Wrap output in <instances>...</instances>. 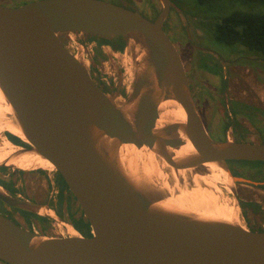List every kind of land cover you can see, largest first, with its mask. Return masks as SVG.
<instances>
[{"label": "water", "instance_id": "obj_1", "mask_svg": "<svg viewBox=\"0 0 264 264\" xmlns=\"http://www.w3.org/2000/svg\"><path fill=\"white\" fill-rule=\"evenodd\" d=\"M0 0V90L29 147L48 160L73 196L89 233L46 235L0 213V261L6 264H264V231L240 224L198 220L154 207L165 200L138 188L123 172L124 143L154 149L172 170L207 174L227 161L264 162V142L213 139L200 115L189 77L163 23L176 5L149 19L108 0ZM124 37L136 69L122 99L103 92L80 56L75 36ZM73 36V37H72ZM75 41L72 50L69 39ZM138 56L135 57V55ZM122 104H117L114 99ZM172 99L185 121L155 128L158 106ZM195 153L176 161L170 148L185 143ZM9 158L0 166H14ZM142 165H138L141 168ZM16 167V166H14ZM43 169V168H42ZM35 170V169H34ZM0 200L47 215L49 207L17 198L0 185ZM51 216V215H48Z\"/></svg>", "mask_w": 264, "mask_h": 264}, {"label": "rangeland", "instance_id": "obj_2", "mask_svg": "<svg viewBox=\"0 0 264 264\" xmlns=\"http://www.w3.org/2000/svg\"><path fill=\"white\" fill-rule=\"evenodd\" d=\"M2 3H16L22 4V2H28L30 0H1ZM115 4H119L121 6H125L131 10H134L143 16L153 19L155 15L159 12L161 8V4L158 0H108ZM176 8L172 9L169 16L166 18L165 26L169 33L173 34L175 37L171 36V39L175 40L178 48L181 51V56L183 58V62L185 66L188 67L189 60L191 56L195 55L194 50L190 47L188 42V33L195 40L201 41L210 38L208 33V29L212 26V21L199 19L196 17V10L193 7H197L196 0H172ZM73 37V36H72ZM86 37V36H85ZM85 37H82L83 41H85ZM80 43L81 41L78 40ZM132 41L129 40L125 43V47L122 51L112 52L108 47H104L100 49L99 46L93 44L92 40H86L81 43L84 47L80 49V56L83 58L84 62L89 69V72L92 74L99 75L105 81H109V83L114 86L115 84L118 88H121L122 91L129 92V89L132 86L134 73H135V60L132 58V48L128 46ZM69 43L71 44L72 50H76V43L72 39H69ZM214 47L222 48L224 53H227L226 47L222 44H218L215 41L212 42ZM193 54V55H192ZM229 55V56H228ZM241 55H245L248 58L257 57L258 55L253 54L252 52L247 51L244 48L236 47L233 49V52L227 53L228 57H238ZM138 54L135 55V57ZM247 59L245 57L238 58L241 60L242 64H238L237 66H227L222 69V76L225 78L220 80L218 75L216 76L209 69L204 67V65H200L199 62L196 61L193 63L192 68L195 67L196 70L201 71V74L193 71L192 73V83L194 86L195 94L197 96H201V102L204 101V107H206L209 112H212V119L210 120L212 131L229 133L228 138L235 140L232 138L233 134H237L238 136H248L246 133H249V136L253 138V140H258V135L264 133V116L261 118H257V120L249 121L248 119L241 118L240 122H237L235 126L234 119H230V116L227 114L231 111V108L228 109L223 107L221 103L222 100L229 101L231 99H237L244 101L246 103L254 102L258 105H263L264 107V61L257 60L254 58L252 61L243 60ZM133 63V64H132ZM125 66V67H124ZM125 68V69H124ZM130 70L127 72V70ZM126 70V71H125ZM192 72V70H190ZM129 73V74H128ZM201 90V94H200ZM225 94V95H224ZM116 95L118 98L122 99L123 97L119 95L117 92L111 94ZM228 110V113H227ZM234 118V116H233ZM234 125V126H233ZM246 135H244V133ZM243 133V135H242ZM218 134V133H217ZM256 134V135H255ZM236 136V135H234ZM263 142V141H262ZM42 171L53 172L55 170L51 168H40ZM37 170V169H35ZM160 174L153 175V183L159 189L162 194L163 199L170 200L174 199L176 196H179L181 193L188 191L189 189H193L195 186L192 180L189 181V184L185 179L178 178L179 175H175L165 172L159 171ZM198 174V173H193ZM208 174V173H207ZM213 176H215L216 180L211 182V190L215 188V194L219 200V203H233L237 202L234 199L235 197L232 195V189L235 186L232 181V189L227 186L224 182V178L217 174L215 171L211 172ZM33 178V177H31ZM223 179V181H222ZM183 182H182V181ZM185 180V181H184ZM35 181L34 185L31 183L34 191L31 192L33 197H38L44 191L43 181L33 180ZM178 182V183H177ZM223 183V184H221ZM179 186H178V185ZM185 184V185H184ZM181 185V186H180ZM198 187H202L201 181L197 182ZM225 185V187L223 186ZM190 186V187H189ZM228 187V189L226 188ZM220 188V189H219ZM231 189V190H230ZM221 190V191H220ZM176 191V192H175ZM220 191V192H219ZM218 192L220 194H218ZM222 193V194H221ZM229 195V196H228ZM225 196V197H224ZM225 199H222V198ZM228 197V198H227ZM230 197V198H229ZM234 197V198H233ZM222 199V200H221ZM233 200V202H232ZM48 206V203L45 204ZM238 206V205H237ZM238 208V207H237ZM44 210H41V213H31L30 223L27 224L25 221L16 214L17 219L33 228L35 231L40 232L46 235H68V233L74 228L67 225L63 218H59L57 214L53 213L50 209L47 210V215L43 214ZM51 215V216H48ZM75 215L78 216V209L75 208ZM47 218V219H46ZM71 234V233H69ZM0 264H6L0 261Z\"/></svg>", "mask_w": 264, "mask_h": 264}, {"label": "flooded vegetation", "instance_id": "obj_3", "mask_svg": "<svg viewBox=\"0 0 264 264\" xmlns=\"http://www.w3.org/2000/svg\"><path fill=\"white\" fill-rule=\"evenodd\" d=\"M32 1V0H30ZM23 3V2H22ZM25 3V2H24ZM18 4V2L14 3ZM21 4V3H20ZM172 10V9H171ZM158 14V13H157ZM156 15L153 17L155 18ZM166 21V20H165ZM165 21L163 23V30L165 33L170 37L173 34L169 33L165 26ZM86 36V37H85ZM78 37H81V43L85 42L86 40H92L93 44L99 46L100 49L104 47H108L112 52H119L122 50H117L113 47V45H120L121 40L119 37H112V38H101L95 35H81L78 34ZM82 37H85V41H83ZM188 42L190 47L194 50L195 55L191 56L189 60L188 67L185 66L187 75L189 77L190 86L192 90L193 97L195 99L196 105L202 116V119L206 125V128L210 134V136L218 141L226 140L229 136V133H223L212 131L210 120L212 119V112L204 107V101L201 102V96H197L195 94L194 86L192 83V73L193 71L198 72L201 74V71L196 70L195 67L192 68L193 63L196 61L199 64L204 65V67L209 68L213 74L218 78L223 80L225 77L222 76L221 72L222 69L226 68L227 66H237L238 64H242L241 60L238 58H247L243 60L252 61L254 58L257 60L264 61L259 57L248 58L245 55L236 56V57H228L227 53L233 52L234 48H224L227 53H224L223 49L220 47H214L212 45V41L209 38L208 41L201 40L197 41L191 35H187ZM171 38V37H170ZM180 55L182 54L180 49L178 48L175 40L171 39ZM124 49V48H123ZM182 57V56H181ZM183 60V58H182ZM184 63V62H183ZM192 70V72L190 71ZM91 77L95 84L105 93L113 94L117 92L122 97H126V91H122L121 88H118L115 84L112 86L109 81H105L99 75H94L90 72ZM201 94V90H200ZM225 95V94H224ZM223 107L227 109L230 107L231 111L227 110V116H230V119H234L235 126L240 122L241 118L248 119L249 121L257 120V118H261L264 116V107L263 105L255 104L254 102L246 103L241 100L231 99L229 101L222 100L221 102ZM234 116V118H233ZM234 126V125H233ZM218 133V134H217ZM244 133V132H243ZM242 133V135H243ZM248 136H238L236 133L232 135V138L237 141H255V142H264V133L258 135V140H253L249 136V133H246ZM244 133V135H246ZM236 135V136H234ZM256 135V134H255ZM2 139L6 138L11 143L16 144L19 148H27L29 147L28 144L23 143L17 137L12 136L8 132H4L1 135ZM1 142V140H0ZM227 168L232 176L237 178V180L233 181L235 186L233 187L231 192L232 195L235 197L237 201L238 207V218L239 222L248 230L251 231H264V162L262 161H241V160H230L227 161ZM33 177V178H31ZM33 180H40L43 181L44 193H42L38 197H33L31 192L34 191L31 183L34 185L35 181ZM0 185L10 195L17 197L28 199L36 203L47 204L49 209L57 214L59 218H63L65 223L71 227L73 230L81 234L89 233V229L86 230V225L81 222V213L79 211V207L75 202L73 196L63 183L60 175L57 171L48 172L42 171L41 169L37 170H21L18 167L14 166H7L4 164L0 166ZM75 208L78 209L79 215H75ZM0 213L9 217L17 224L28 228L30 230H34L33 228L21 223L16 214L18 213L19 216L25 221V223L29 224L31 219L30 212L19 210L17 208L11 207L0 200ZM47 219V218H46ZM72 233V232H71ZM69 234V233H68ZM61 236V235H58Z\"/></svg>", "mask_w": 264, "mask_h": 264}, {"label": "bare ground", "instance_id": "obj_4", "mask_svg": "<svg viewBox=\"0 0 264 264\" xmlns=\"http://www.w3.org/2000/svg\"><path fill=\"white\" fill-rule=\"evenodd\" d=\"M70 39H72V37ZM76 39L80 40L81 37L75 36V40ZM129 71L130 70L128 69L127 72ZM114 101L117 104H122L119 99L115 98ZM183 121H185V113L178 102L172 99L160 102L158 106V118L155 124L156 129H160L169 123H180ZM4 132H8L12 136L17 137L23 143H27L20 126L15 121V116L11 106L6 101L0 90V162L9 158L8 163L10 165H14L21 170L27 171L53 167L48 160L34 152H26L18 157L13 156L19 147L8 141L6 138L2 139L1 135ZM180 137L185 141V143L177 148H170L169 150L173 153V159L176 161L187 158L195 153L193 146L182 133H180ZM118 160L126 176L138 188L145 192H154V188L152 186L153 175L154 173L159 175V171L161 170L173 175H175L176 172V174L179 175L178 178L185 179L186 182L187 180H192L194 183L193 186L196 185L193 189H189L188 191L181 193L174 199L172 198L167 201L160 200L155 202L153 204L154 207L187 215L198 220L224 221L232 224H240L236 203L233 202V200V203H219L217 195L215 194V188L214 190L213 188L212 190L210 189L212 187L211 182L216 180L215 176L211 174L213 171L224 178V182L227 186L231 187V189L233 187L232 179L219 164L214 162H207L203 164L206 170H208L207 172H209L204 175L193 174L194 172L192 168L178 169L174 172L172 168H166L168 165L160 158V156H158L153 148L150 149L146 146L138 148L129 143H124L119 147ZM139 164L142 165L141 168L138 167ZM199 181H201V188L197 185V182ZM187 183L189 184V181ZM223 186L225 187V185ZM226 188L228 189V187ZM219 192L218 194H220ZM69 233L75 235L77 234V231L71 230Z\"/></svg>", "mask_w": 264, "mask_h": 264}, {"label": "trees", "instance_id": "obj_5", "mask_svg": "<svg viewBox=\"0 0 264 264\" xmlns=\"http://www.w3.org/2000/svg\"><path fill=\"white\" fill-rule=\"evenodd\" d=\"M196 3L197 7H193L196 17L212 21L208 29L212 42L226 48H244L264 59V0H196ZM119 39L120 45L113 47L123 50L125 38Z\"/></svg>", "mask_w": 264, "mask_h": 264}]
</instances>
